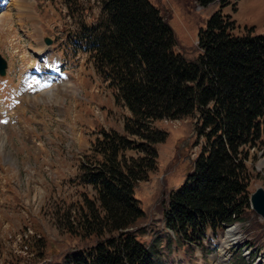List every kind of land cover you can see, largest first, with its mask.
<instances>
[{
  "label": "trees",
  "instance_id": "16d2710c",
  "mask_svg": "<svg viewBox=\"0 0 264 264\" xmlns=\"http://www.w3.org/2000/svg\"><path fill=\"white\" fill-rule=\"evenodd\" d=\"M100 7L93 23L79 26L76 43L131 116L121 132L97 131L80 161L78 181L93 194L62 213L60 225L94 243L68 253L63 264H153L131 228L144 216L135 187L156 171V144L167 138L157 120L198 113L199 152L185 181L168 195L165 226L200 246L207 228L216 234L244 219L249 157L264 144V34L251 28L235 33V21L218 9L197 34L198 56L189 59L149 0H100ZM24 242L35 259L45 258L43 233Z\"/></svg>",
  "mask_w": 264,
  "mask_h": 264
},
{
  "label": "rangeland",
  "instance_id": "374dc122",
  "mask_svg": "<svg viewBox=\"0 0 264 264\" xmlns=\"http://www.w3.org/2000/svg\"><path fill=\"white\" fill-rule=\"evenodd\" d=\"M149 1L174 30L177 50L189 59L198 56L197 34L218 9L235 21V33L251 28L264 34V0ZM100 9V0H0V54L8 62L6 76L0 77V264H62L68 253L94 243L93 237L67 234L60 220L83 194H93L77 179L94 134L101 128L121 132L131 116L113 100L87 52L74 44L79 26L93 23ZM46 36L53 39L50 45L43 41ZM35 50L46 53L37 57ZM47 76L51 81L44 89ZM197 116L154 122L167 138L156 144V171L134 190L145 212L133 228L136 237L149 247L155 264H264V221L249 202L243 221L232 223L237 232L226 235L224 253L219 243L225 229L217 237L207 232L213 245L206 241L199 249L163 226L168 195L182 185L199 152ZM258 151L249 157L250 191L264 188V144ZM41 233L47 249L38 260L24 238Z\"/></svg>",
  "mask_w": 264,
  "mask_h": 264
},
{
  "label": "water",
  "instance_id": "95a60500",
  "mask_svg": "<svg viewBox=\"0 0 264 264\" xmlns=\"http://www.w3.org/2000/svg\"><path fill=\"white\" fill-rule=\"evenodd\" d=\"M45 42L49 44L51 40L49 38H45ZM7 67V63L5 59L0 55V76H5V69ZM250 205L256 214H258L264 220V189L263 187H257L250 194Z\"/></svg>",
  "mask_w": 264,
  "mask_h": 264
},
{
  "label": "bare ground",
  "instance_id": "6f19581e",
  "mask_svg": "<svg viewBox=\"0 0 264 264\" xmlns=\"http://www.w3.org/2000/svg\"><path fill=\"white\" fill-rule=\"evenodd\" d=\"M43 52H45V51H43V50H35L33 53H34V55L35 56H41V54L43 53ZM228 232H231L233 235H234V233L235 232H237V228H236V226L235 227H232V228H230L229 230H228ZM228 232H227V235H228ZM238 237V236H237ZM230 239L232 240L231 242H235V240H233L231 237H230ZM225 243H229V242H224V245H225ZM220 250H222V252H223V250H224V248H221ZM221 252V251H220ZM224 253V252H223Z\"/></svg>",
  "mask_w": 264,
  "mask_h": 264
}]
</instances>
